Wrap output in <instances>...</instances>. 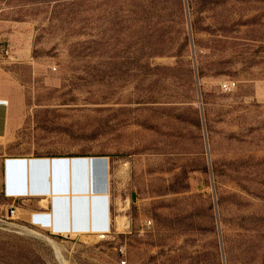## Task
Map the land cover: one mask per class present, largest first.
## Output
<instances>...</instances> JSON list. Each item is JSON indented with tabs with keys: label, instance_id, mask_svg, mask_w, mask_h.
<instances>
[{
	"label": "rangeland",
	"instance_id": "1",
	"mask_svg": "<svg viewBox=\"0 0 264 264\" xmlns=\"http://www.w3.org/2000/svg\"><path fill=\"white\" fill-rule=\"evenodd\" d=\"M0 100V264H264V0H0ZM56 157L109 161L105 237L6 195Z\"/></svg>",
	"mask_w": 264,
	"mask_h": 264
},
{
	"label": "crops",
	"instance_id": "2",
	"mask_svg": "<svg viewBox=\"0 0 264 264\" xmlns=\"http://www.w3.org/2000/svg\"><path fill=\"white\" fill-rule=\"evenodd\" d=\"M3 101L0 100L2 108L7 106ZM1 130L0 134L6 130L5 119ZM104 159L89 158L90 162L86 158L68 157L8 159L4 163L5 193L13 199L49 202L47 210L39 209L30 216L31 225L40 230L69 237L72 235L67 231L71 225L77 231L76 235L93 234L87 232L92 226V230L97 231L94 235L105 237L111 231V207L109 161ZM89 167L91 170L88 171Z\"/></svg>",
	"mask_w": 264,
	"mask_h": 264
},
{
	"label": "bare ground",
	"instance_id": "3",
	"mask_svg": "<svg viewBox=\"0 0 264 264\" xmlns=\"http://www.w3.org/2000/svg\"><path fill=\"white\" fill-rule=\"evenodd\" d=\"M10 159H27V160H29V159H40V158H10ZM50 159H53V158H50ZM69 159H71V158H69ZM72 161V160H71ZM71 163V162H70ZM89 170H91V168L89 167V169H88V171ZM50 181L52 182V180H51V178H50ZM31 190V189H30ZM29 194V193H28ZM93 196V194L90 192L89 193V197L91 198ZM17 197H19V196H16V198ZM20 197H23V196H20ZM28 197V196H27ZM30 197V196H29ZM70 197L72 198L73 197V194L71 193L70 194ZM38 198V197H37ZM54 198V196H53V194H51L50 195V200H52ZM45 214V213H44ZM51 216H52V213H51ZM123 218V217H122ZM120 224H121V222H120ZM51 227H52V225H51ZM120 228V227H119ZM126 228V227H125ZM124 228V229H125ZM67 232H69V234H71L72 236H74V235H76L77 234V231H75L74 229H73V226L71 225V227H70V229H69V231H67ZM87 232H89V233H93V234H96L97 233V231H93L92 230V226H90L89 227V231H87Z\"/></svg>",
	"mask_w": 264,
	"mask_h": 264
},
{
	"label": "built area",
	"instance_id": "4",
	"mask_svg": "<svg viewBox=\"0 0 264 264\" xmlns=\"http://www.w3.org/2000/svg\"><path fill=\"white\" fill-rule=\"evenodd\" d=\"M12 212V214L14 213L13 211H11Z\"/></svg>",
	"mask_w": 264,
	"mask_h": 264
}]
</instances>
